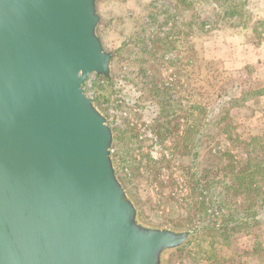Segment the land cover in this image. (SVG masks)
<instances>
[{
    "label": "water",
    "instance_id": "1",
    "mask_svg": "<svg viewBox=\"0 0 264 264\" xmlns=\"http://www.w3.org/2000/svg\"><path fill=\"white\" fill-rule=\"evenodd\" d=\"M98 0H0V264H161L186 233L145 228L114 133L86 94L112 63Z\"/></svg>",
    "mask_w": 264,
    "mask_h": 264
},
{
    "label": "rangeland",
    "instance_id": "2",
    "mask_svg": "<svg viewBox=\"0 0 264 264\" xmlns=\"http://www.w3.org/2000/svg\"><path fill=\"white\" fill-rule=\"evenodd\" d=\"M216 1L97 2V34L112 63L108 76H90L84 89L114 133L116 174L145 228L188 235L199 220L218 218L216 188H202L218 181L219 152L242 153L218 126L220 112L232 109H221L218 95L264 86V0H231L224 6ZM232 7L240 11L235 16L227 14ZM247 106L234 109L239 131L261 132L264 98ZM204 201L211 216L192 220L196 202ZM203 233L188 237L180 250L164 252L161 264L248 260L239 254L249 237L217 248V260H208L209 237Z\"/></svg>",
    "mask_w": 264,
    "mask_h": 264
},
{
    "label": "trees",
    "instance_id": "3",
    "mask_svg": "<svg viewBox=\"0 0 264 264\" xmlns=\"http://www.w3.org/2000/svg\"><path fill=\"white\" fill-rule=\"evenodd\" d=\"M230 1L217 0L216 3L224 6ZM238 11L237 7H232L227 14L235 16L240 12ZM222 92L223 94L218 95L219 107L223 109L229 105L232 109L228 107L224 114L220 112L217 123L222 134L227 136V139L242 153L235 155L228 150L219 152L223 161L217 169L218 181H213L211 184L207 181L206 186L202 188L209 191L216 188L217 192L214 196L216 194L218 199L216 211L218 218L199 220L193 233L189 232L190 240L188 241L199 238L201 232H204L203 234L209 237L206 240L209 246L207 253L211 254V257H208V260H217L215 255L217 248H231L240 237H249V245L239 254L240 258L248 259L242 264L250 262L262 264L264 258V130L257 133L251 130L240 132L242 126L237 123L233 113L234 109L247 108L250 100L264 98V86L242 88L240 94L236 93L234 88L232 92L224 90ZM255 115L252 117L254 118ZM202 178L205 181L208 177L202 176ZM200 186L201 183L199 189ZM206 204L205 201L196 202V210L194 209L193 216L191 215L192 220L195 221L199 214L204 217L211 216L209 214L211 209ZM214 214L215 210L212 211V215Z\"/></svg>",
    "mask_w": 264,
    "mask_h": 264
},
{
    "label": "crops",
    "instance_id": "4",
    "mask_svg": "<svg viewBox=\"0 0 264 264\" xmlns=\"http://www.w3.org/2000/svg\"><path fill=\"white\" fill-rule=\"evenodd\" d=\"M200 264H208V263H206V262H204V261H201V263Z\"/></svg>",
    "mask_w": 264,
    "mask_h": 264
}]
</instances>
